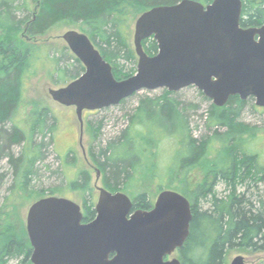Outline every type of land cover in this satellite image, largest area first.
<instances>
[{
    "label": "trees",
    "instance_id": "1",
    "mask_svg": "<svg viewBox=\"0 0 264 264\" xmlns=\"http://www.w3.org/2000/svg\"><path fill=\"white\" fill-rule=\"evenodd\" d=\"M181 1L40 0L38 10L31 14L28 0H0V162L7 158L9 166L14 169L13 193H17L7 197L0 208V264L12 261L26 264L31 256L28 237H23L13 227L12 219L7 217L5 210L11 204L15 207L17 198H28L26 194L31 182L38 175L36 164L44 159L42 150L48 145L47 131L52 134L55 129L54 125H49L50 120H55L49 108L30 116L32 123L29 128L22 129L18 125L21 120L17 118V113L23 107V74L34 59L31 47L23 49L22 42L17 38L19 33L39 36L58 24L74 25L91 38L113 66L116 79L122 80L137 72L138 60L126 35L131 24L151 8L172 6ZM198 1L209 4L213 0ZM19 11H26L29 15L21 18ZM263 23L264 0H243L242 27H256ZM143 45L149 55L157 54L158 44L154 39L145 40ZM80 70L82 73L85 71L81 64L78 72ZM172 95L165 89L159 98L142 100L133 114L126 115L129 124L119 136L110 140L103 149L92 146V158L105 174V187L111 192L121 191V186L134 179L136 172L142 174L148 168V158L155 142H159V136L172 131L181 132L185 155L178 157L175 178L180 180L188 167L200 165L205 170L203 183L184 195L192 203L193 221L191 235L179 252L182 264H227L230 249L263 251L264 165L258 155L245 149L251 145V140L248 142L243 137L252 132L251 137L256 139L255 129L248 131L238 122L247 102L232 97L223 108L212 105L206 121L208 133L197 140L188 127V109L171 98ZM89 128L93 139H100L103 121L97 127L90 122ZM38 135L43 136L40 144L35 141ZM21 143L25 148L20 156L9 153L11 146ZM215 145H220L224 153L221 168L218 161L208 160ZM131 157L135 160L128 161ZM5 177L6 172L0 169L1 186ZM81 181L84 188L89 185V178L84 173ZM220 183L226 184L230 191L228 194L220 196L217 193ZM73 186L77 187L76 183ZM240 186L246 189L238 193ZM181 190L177 189L183 192ZM200 205L206 209L200 208ZM152 206L146 192L134 199L135 208L147 210ZM84 208L85 221L94 220V200L86 198Z\"/></svg>",
    "mask_w": 264,
    "mask_h": 264
},
{
    "label": "water",
    "instance_id": "2",
    "mask_svg": "<svg viewBox=\"0 0 264 264\" xmlns=\"http://www.w3.org/2000/svg\"><path fill=\"white\" fill-rule=\"evenodd\" d=\"M242 13L243 0L206 5L182 0L145 11L135 24L137 72L122 80L86 33L69 30L62 38L85 72L65 87L49 89V95L76 108L82 134L85 111L118 106L141 91L196 87L218 108L236 96L254 98L264 108V23L244 28ZM150 38L158 44L153 56L143 45ZM96 189V217L89 223L82 207L67 198L51 196L31 205L26 230L33 264H182L168 258L191 235L193 209L186 196L164 190L152 210L134 211L127 194ZM231 264L248 263L239 255Z\"/></svg>",
    "mask_w": 264,
    "mask_h": 264
},
{
    "label": "rangeland",
    "instance_id": "3",
    "mask_svg": "<svg viewBox=\"0 0 264 264\" xmlns=\"http://www.w3.org/2000/svg\"><path fill=\"white\" fill-rule=\"evenodd\" d=\"M27 3V7L32 14L38 10L40 0H28ZM28 15L29 13L26 11H19L18 13L21 18ZM136 20L126 33L128 43L134 53ZM69 30L82 31L74 25L58 24L44 35L30 36L27 33H19L17 36L19 41L22 42L24 50L31 47L34 51V59L23 74V107L17 113V118L21 120L18 125L22 129L29 128L32 123V117H29L44 108H49L52 116L55 117V120L49 121V125H54L55 129L52 134L47 131L46 143L48 145L46 144L42 150L44 159L36 164L38 175L31 182L29 192L26 194L28 198H17L14 204L16 206H11V204L5 210L7 217L10 216L9 218L12 219L13 227L22 233L25 238L28 236L26 230L28 211L32 204L42 198L53 196L70 199L83 207V212L85 211L84 201L86 198L90 201L94 200L96 206L99 198V191L96 186L106 187L104 172H101L99 179H97L98 174L94 166L99 167L92 158V146L101 147L100 149L105 148L109 141L119 136L129 124L126 115L133 114L142 100L159 98L165 91V89L141 91L121 105L99 112L86 111L83 116L84 131L82 139L76 108L60 105L53 101L49 95V89L65 87L75 80L78 74L82 73L81 70L78 72L82 63H78L76 56L62 38ZM171 98L178 100L183 104L182 106L188 109V127L193 137L201 140L206 136L208 133L206 127L207 115L213 105L212 101L206 99L196 87H189L173 93ZM246 102L247 105L238 122L242 123L248 131L255 129L257 138L253 140V137H251L252 132L245 134L243 138L247 139L248 142L251 140V145L245 149L258 155L261 164L264 165V108L258 107L255 99H249ZM34 118L36 120L37 116ZM101 121H103V129L101 130L100 139L94 140L89 128L90 122L97 127ZM42 140V135H38L35 139L37 144H40ZM182 140L183 135L181 132L172 131L165 136H159V142H155L156 147L154 146L151 150L152 153L148 158V168L142 174L136 172L133 175L134 179L121 186V192L127 194L133 201L139 194L146 192L153 204L164 190L177 191V189L182 188L181 191L183 192H177L183 195L193 192L192 190L198 184L203 183L205 170L200 165L188 167L180 180L175 178L177 174L174 171L177 169L178 157L185 155L181 145ZM24 148L23 143L11 146L9 153L18 157L23 153ZM223 156L222 147L215 145L211 149L208 160L218 161L221 168L223 164L221 158ZM134 160L131 157L128 161ZM0 169L6 172L4 184L0 185L1 208L7 197L17 195V193H13L15 192V174L14 169L9 166L7 158L1 160ZM83 173L89 178V185L86 188H84V183L81 181ZM73 183H76L77 187H74ZM245 189V187L240 186L238 193L243 192ZM216 191L220 196L230 192L224 183H220ZM200 208L206 209L201 205ZM239 255L244 256L248 264H264V250L251 252L242 249H230L227 253V264H231L232 260ZM174 257L180 259V254L176 253L169 259ZM18 262L12 261L10 264H18ZM26 264L32 263L28 261Z\"/></svg>",
    "mask_w": 264,
    "mask_h": 264
},
{
    "label": "flooded vegetation",
    "instance_id": "4",
    "mask_svg": "<svg viewBox=\"0 0 264 264\" xmlns=\"http://www.w3.org/2000/svg\"><path fill=\"white\" fill-rule=\"evenodd\" d=\"M262 25H263V24H262ZM262 25H261V26H262ZM261 26H256V27H261ZM244 28H249V27H244ZM92 42H93V41H92ZM94 45H95V44H94ZM83 67H84V66H83ZM84 72H85V71H84ZM84 72H83V73H84ZM83 73H82V74H83ZM82 74H81V75H82ZM81 75H80V76H81ZM80 76H79V77H80ZM203 95H204V94H203ZM204 97H205V96H204ZM205 98H207V97H205ZM234 98H238L239 100H241L238 96H236V97H234ZM207 99H209V98H207ZM249 99H254V98H249ZM249 99H247V100H249ZM209 100H210V99H209ZM247 100H245V101H247ZM210 101H212V100H210ZM241 101H243V100H241ZM228 102H229V101H228ZM212 103H213V102H212ZM213 105H214V104H213ZM81 137H82V139H83V134H82V133H81ZM82 139H81V142H82ZM94 168H95L96 171H97V170H100V172H102V170H101L100 168H97V167H95V166H94ZM100 175H101V174H100ZM99 177H100V176H99ZM99 177H97V179H98ZM153 207H154V204H153V206H152L150 209H147V210H144V209H142V208H135V207H134V211H135V210L150 211V210L153 209ZM82 209H83V207H82ZM83 213H84V212H83ZM84 215H85V214H84ZM92 221H93V220H92ZM85 222H86V221H85ZM89 222H91V221H89ZM89 222H86V223H89ZM27 237H28V236H27ZM28 239H29V238H28ZM30 245H31V244H30ZM179 252H180V251H178V252H176V253H179ZM176 253H175V254H176ZM31 254H32V253H31ZM174 258H176V257H174ZM168 259H169V258H168ZM172 259H173V258H172ZM28 261L31 262V256H30V258H29ZM31 263H32V262H31ZM32 264H33V263H32Z\"/></svg>",
    "mask_w": 264,
    "mask_h": 264
}]
</instances>
